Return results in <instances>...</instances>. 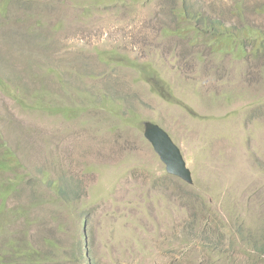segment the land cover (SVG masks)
<instances>
[{"label":"rangeland","instance_id":"rangeland-1","mask_svg":"<svg viewBox=\"0 0 264 264\" xmlns=\"http://www.w3.org/2000/svg\"><path fill=\"white\" fill-rule=\"evenodd\" d=\"M8 5L0 70L24 103L38 93L45 106L83 107L89 94L127 112L118 120L97 106L64 119L0 91V129L25 175L0 218V264H264V54L215 53L165 31L188 23L172 15L181 6L264 30V0ZM123 56L155 68L177 102L118 64ZM144 121L179 147L191 184L166 173ZM8 241L23 246L15 254Z\"/></svg>","mask_w":264,"mask_h":264},{"label":"trees","instance_id":"trees-1","mask_svg":"<svg viewBox=\"0 0 264 264\" xmlns=\"http://www.w3.org/2000/svg\"><path fill=\"white\" fill-rule=\"evenodd\" d=\"M18 3L22 0H1L0 1V15H5L7 13L8 4L13 2ZM172 15L176 20L182 23H186L184 26H179L176 29H165L167 32H173L174 34H182L181 32L187 31L191 33V42H197L202 39L207 46H210L211 52L215 53H232L233 56L241 58L249 53L252 54H264V30H256L248 26L242 27L235 30L234 27L226 26L223 22L218 19H212L211 17L205 16L196 8L189 6H181ZM205 16V17H204ZM194 23H193V22ZM178 22V21H177ZM177 32V33H176ZM251 49L248 51V43L250 42ZM124 59L117 60V63L123 65L129 69H132L137 75L144 81L148 82L152 92L160 96L162 99L169 102H177L170 85L159 75L158 71L153 68L148 63H142L134 60H130L123 56ZM99 60H101L99 58ZM1 69V67H0ZM48 72V70H47ZM13 83V84H12ZM0 91L2 93L8 94L13 100L24 105L23 99H20L18 94L17 83L11 81V79L5 77L3 72L0 70ZM38 99L32 104L24 105L26 109L36 110H50L49 112H55L59 114L64 119H71L77 117L81 110H87L90 108H100L102 107L107 113H110L118 120H124V112L121 111V107L116 105L115 102H109V99L115 100L110 97H103L101 103H97L98 98L91 97L86 94L87 102L85 106H63V107H50L45 106L42 100V95L36 93ZM105 100L107 102H105ZM97 103V104H96ZM107 104L106 106H101V104ZM100 106V107H97ZM129 117H133V113ZM132 116V117H131ZM131 120V119H129ZM133 120V119H132ZM16 150L9 143L7 136L3 134L2 129H0V218L7 216L5 213L6 201L10 195L19 193L21 185L25 182V175L21 172L23 165L18 158ZM61 188V187H60ZM61 192V189H59ZM22 207L18 206L12 208L10 217L20 213ZM1 228V225H0ZM13 243V244H12ZM13 241H8V245L14 246L13 251L15 254L18 253L17 245ZM18 248L28 259L32 260V257L37 255V251H27L26 249ZM260 253H264V245L258 249ZM23 254V255H24Z\"/></svg>","mask_w":264,"mask_h":264},{"label":"water","instance_id":"water-1","mask_svg":"<svg viewBox=\"0 0 264 264\" xmlns=\"http://www.w3.org/2000/svg\"><path fill=\"white\" fill-rule=\"evenodd\" d=\"M143 136L163 163L166 173L176 176L188 184L192 183L190 169L186 166L179 147L161 126L150 121H144Z\"/></svg>","mask_w":264,"mask_h":264}]
</instances>
